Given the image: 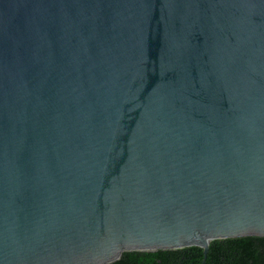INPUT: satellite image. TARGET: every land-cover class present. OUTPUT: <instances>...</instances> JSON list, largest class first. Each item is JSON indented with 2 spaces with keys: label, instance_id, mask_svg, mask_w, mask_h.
Masks as SVG:
<instances>
[{
  "label": "water",
  "instance_id": "1",
  "mask_svg": "<svg viewBox=\"0 0 264 264\" xmlns=\"http://www.w3.org/2000/svg\"><path fill=\"white\" fill-rule=\"evenodd\" d=\"M245 235H264V0H0V264Z\"/></svg>",
  "mask_w": 264,
  "mask_h": 264
},
{
  "label": "trees",
  "instance_id": "2",
  "mask_svg": "<svg viewBox=\"0 0 264 264\" xmlns=\"http://www.w3.org/2000/svg\"><path fill=\"white\" fill-rule=\"evenodd\" d=\"M107 264H264V235L214 239L209 248L128 250Z\"/></svg>",
  "mask_w": 264,
  "mask_h": 264
}]
</instances>
